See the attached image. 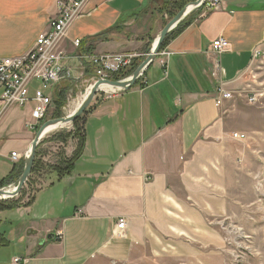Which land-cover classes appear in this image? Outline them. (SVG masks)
Segmentation results:
<instances>
[{
	"label": "crops",
	"instance_id": "1",
	"mask_svg": "<svg viewBox=\"0 0 264 264\" xmlns=\"http://www.w3.org/2000/svg\"><path fill=\"white\" fill-rule=\"evenodd\" d=\"M153 1H85L61 42L67 75L45 87L34 81L31 94L42 87L53 98L54 116L60 94L66 103L92 81V56L134 53L142 62L166 25L143 29ZM58 13V0H0V58L30 51ZM183 22L163 49L167 59L158 55L129 90L95 97L72 171L58 176L47 148L62 144L65 156H73V134L40 143L45 168L33 179V194L0 211V264H126L145 254L180 259L183 253L212 264L213 249L223 247L215 221L231 216V193L250 156L264 147V0H222L219 9L203 7ZM220 37L229 47L218 53L213 42ZM221 87L232 98L222 99ZM35 106L30 99L0 114L1 187L23 172L40 127ZM120 217L128 221L124 236L115 234Z\"/></svg>",
	"mask_w": 264,
	"mask_h": 264
},
{
	"label": "built area",
	"instance_id": "2",
	"mask_svg": "<svg viewBox=\"0 0 264 264\" xmlns=\"http://www.w3.org/2000/svg\"><path fill=\"white\" fill-rule=\"evenodd\" d=\"M87 0H58L59 13L50 21V29L41 33L34 47L21 56L0 58V114L7 111L13 104H26L30 99L36 103L33 109V118L36 123L46 118L47 112L53 103V98L46 94L42 87L36 88L31 94V85L37 80L43 87L60 82L67 75V55L61 47L62 40L66 37L68 29L75 19L81 15L83 5ZM222 0H206L204 8L208 11L221 7ZM80 45L81 40L75 41ZM229 47V41L220 37L213 42V50L221 53ZM260 50H256L254 56L257 57ZM169 52H160V56L167 57ZM136 54H104L94 55L91 58L94 66L92 81L99 78L112 79L116 73L128 70L136 59ZM162 66L165 74H168V61L163 60ZM223 86V85H222ZM219 91L222 99L232 98L233 94L221 87ZM222 99H217V104L222 103ZM255 102L256 94L249 97ZM33 128L34 125H31ZM236 138H246L244 133H235ZM21 155L12 153V159L18 161ZM128 227L125 217H120L116 223L115 234L124 236ZM59 238H63L64 231L58 230ZM20 262L21 258H16Z\"/></svg>",
	"mask_w": 264,
	"mask_h": 264
},
{
	"label": "rangeland",
	"instance_id": "3",
	"mask_svg": "<svg viewBox=\"0 0 264 264\" xmlns=\"http://www.w3.org/2000/svg\"><path fill=\"white\" fill-rule=\"evenodd\" d=\"M178 1L179 0H154L143 14V20H146V25L142 26L143 29L146 30L150 26L156 24L161 25V23L166 24L169 22L172 12L175 8L173 5ZM154 40L155 39H152L150 43L151 47L155 42ZM160 52H163V49H161ZM160 52L158 55H160ZM35 81L38 83L37 80ZM93 83L94 82L91 81L88 85L85 84L81 86L80 90L76 91L74 95H71L63 107L59 109V111H54V116L52 114L53 112H51V108L48 111V117L43 121H40L38 125L41 127L42 124L49 119L68 115L73 107L72 103L81 98ZM102 92L108 94L117 93L113 91L101 90L95 97H97L99 94H102ZM86 111L78 118V122L76 124H68L64 127L49 132L42 139V142L52 139L56 136H58L59 140L61 141V139H64L67 134L74 133L75 139L77 140L76 145L78 147L80 144V138L76 135H79L78 133L82 128ZM59 114L62 115L58 116ZM51 116L53 117L50 118ZM40 145L38 146L39 148L37 151L39 152V159L43 163L41 156L43 151L41 152ZM51 147L52 146L47 148L48 165H54L58 168H62L65 165V162L70 160L72 156L69 158L65 156V152L62 150V144L60 146L55 145V149H52ZM257 159H259V161L262 163V165H260L261 168L258 166L259 164ZM249 161V168H247L242 174L240 179L241 181L238 183V188L233 192V194L231 193L233 198V210L231 216L228 219H223V221L222 219L215 221L216 224L220 226L223 233V247L222 249H217L216 247L213 249L214 258L212 260V264H264V147L259 154H252L249 158ZM25 187L27 188L30 198L35 187L32 188L31 185H26ZM259 230L263 232H259ZM93 264L111 263L95 262ZM126 264H201V261L194 258L192 255H190V253L181 254L180 259L173 258L170 255L164 258L145 254L142 255L141 258Z\"/></svg>",
	"mask_w": 264,
	"mask_h": 264
},
{
	"label": "water",
	"instance_id": "4",
	"mask_svg": "<svg viewBox=\"0 0 264 264\" xmlns=\"http://www.w3.org/2000/svg\"><path fill=\"white\" fill-rule=\"evenodd\" d=\"M205 2L206 0H195L188 3L181 10H179L163 27V29L159 33V36L157 37L156 43L152 45L150 53L130 76L120 80L107 78L97 79L91 85L90 91L87 93L82 103L74 112L69 113L68 115H65L63 117L45 121L37 131L25 156L24 169L20 177L11 186L0 187V200H13L20 196L30 177L32 176L38 146L47 134V130L49 128L64 127L68 124L74 123L90 106L97 93L101 91L102 85H109L113 87L115 89L114 92L127 91L131 87H133L141 78L145 70L154 62L170 32L173 31L186 17L202 9Z\"/></svg>",
	"mask_w": 264,
	"mask_h": 264
},
{
	"label": "trees",
	"instance_id": "5",
	"mask_svg": "<svg viewBox=\"0 0 264 264\" xmlns=\"http://www.w3.org/2000/svg\"><path fill=\"white\" fill-rule=\"evenodd\" d=\"M192 1H195V0H179L178 2L174 3L173 7H175V8H174V11L172 12L171 17H173L179 10H181L184 6H186L188 3L192 2ZM170 3H172V2H170ZM185 24H186L185 22L181 23L175 29V31L171 32L167 36V38H166V40H165V42H164V44H163L161 49H164V47L167 45V42L170 39V36L172 34H174V33L179 32L184 27ZM140 64H141V61L135 60L134 63L132 64V66L128 70L121 71L120 73H116L112 77V79L120 80V79L127 78L128 76H130L137 69V67ZM59 96H60L62 102L58 104L57 111H59V109L62 108L63 105L65 104V101H64L65 98L61 94ZM60 115H62V114H59L58 116H60ZM77 122H78V119L74 122V124H76ZM72 134L74 136V133L67 134V136H70ZM78 134L79 135H76V136H78L80 138V144H79L76 152L72 156V158L70 160H68L67 162H65V165L62 168H58L57 167L58 176H61L64 173L72 171L73 167H74V163L76 162V160L79 158V156L82 153L83 146H84L83 128H81V130L79 131ZM61 140L62 141H66V138L61 139ZM43 169H44V165H43L42 161L39 159V152L37 151L36 160H35L34 168H33V171H32V176L30 177V179H29V181L27 183V186L32 185L34 177L37 176L40 172H42ZM4 182L7 183L8 181H4ZM1 186H3V183H0V187ZM26 193H27V188L25 187L18 198L13 199V200H0V211L10 210V209H13V208L19 206L20 202L22 201V198L24 197V195ZM0 240H1V237H0Z\"/></svg>",
	"mask_w": 264,
	"mask_h": 264
},
{
	"label": "bare ground",
	"instance_id": "6",
	"mask_svg": "<svg viewBox=\"0 0 264 264\" xmlns=\"http://www.w3.org/2000/svg\"><path fill=\"white\" fill-rule=\"evenodd\" d=\"M156 41H157V39L155 40V42L154 43H156ZM153 43V44H154ZM90 88H91V86L88 88V90H87V92L79 99V101L78 102H74V107H72V109H71V111H70V113H72V112H74L78 107H79V105L82 103V101L84 100V98L86 97V95H87V93L90 91ZM101 90H103V91H115V89L113 88V87H111V86H109V85H102L101 86ZM58 128H61V127H58ZM57 127H51V128H49L48 130H47V134L49 133V132H51V131H53V130H55V129H58Z\"/></svg>",
	"mask_w": 264,
	"mask_h": 264
}]
</instances>
